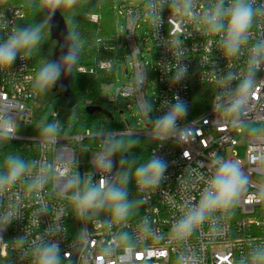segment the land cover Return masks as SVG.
Listing matches in <instances>:
<instances>
[{
    "label": "built area",
    "instance_id": "built-area-1",
    "mask_svg": "<svg viewBox=\"0 0 264 264\" xmlns=\"http://www.w3.org/2000/svg\"><path fill=\"white\" fill-rule=\"evenodd\" d=\"M218 2L191 0L187 9L186 0H145L118 9L115 5L123 19L121 33L132 71L124 68L128 82L109 101L118 112L119 101L128 110L136 108L141 131L123 122L121 131L46 138L19 135L20 126L32 121L39 99L35 71L24 50L12 64L0 66V138L38 144L32 165L14 183L0 187V264H39L40 249L52 244L59 247V264H252L253 251L264 248V183L256 179L264 177V133L249 139L245 163L228 152L238 145L243 125L264 123V63L253 76L247 112L238 116L230 110V101L248 75L250 49L264 41V0H251L256 15L247 42L232 57L222 48L223 33L209 32L204 21ZM231 2L224 0L223 7ZM24 17L23 7L0 0V44L21 30ZM140 26L147 30L142 42ZM119 31L120 27L115 49L123 41ZM147 43L155 50L150 70L156 74V94L151 104L143 58ZM113 66L100 63L105 70ZM182 68L187 71L181 73ZM177 98L187 111L160 139L156 122ZM123 136L154 141L150 159L164 160L166 172L155 187L142 190L136 183L139 206L126 220L114 221L107 207L80 216L72 199L77 192L101 180L117 184L121 166L116 153L107 170L97 167L96 157ZM217 161L236 163L247 183L227 212L213 214L190 237L176 239L172 225L199 203ZM37 177L43 178L42 187L33 186ZM124 234L127 240L121 239Z\"/></svg>",
    "mask_w": 264,
    "mask_h": 264
},
{
    "label": "clouds",
    "instance_id": "clouds-1",
    "mask_svg": "<svg viewBox=\"0 0 264 264\" xmlns=\"http://www.w3.org/2000/svg\"><path fill=\"white\" fill-rule=\"evenodd\" d=\"M60 0H51L53 6H58ZM224 0H219L214 9L205 13L204 21L211 33L220 34L221 45L225 54L229 57L236 56L242 46L247 42L249 29L252 26L256 11L252 7L251 0H232L227 8L223 7ZM191 4L186 0L185 8ZM41 40L40 27L26 28L15 32L5 43L0 44V66L12 64L21 50L30 52ZM75 51L67 53L65 61H72ZM264 63V41H260L250 49L248 60V75L234 90V97L230 101V110L238 116L247 112L248 93L253 85V76L261 64ZM61 67L58 62L44 65L38 73L36 84L45 89L54 85L61 75ZM181 73L186 72L182 68ZM180 76H177L179 79ZM231 78V77H230ZM187 111L186 105L177 98L173 107L161 116L156 122L157 135L160 139L165 137L170 130L176 128V122ZM57 131L55 123L49 124L44 134L52 135ZM134 143V142H133ZM119 148L118 142H110L106 150L96 157V165L102 169H111L112 154ZM218 167L214 175L207 181L200 194L199 203L188 207L184 214L172 225L171 232L178 240H184L199 229L209 218L217 212H227L236 202L247 178L236 163L231 161H217ZM9 172L6 176H0V187L14 183L25 171L26 164L18 158H9ZM167 170V163L159 157H153L135 170L137 185L143 190L155 187ZM128 173L119 176V185L109 184L101 180L98 185L88 187L84 192H77L73 197L76 210L80 216H84L89 210H99L105 207L111 210L114 221L126 220L132 205L128 201L126 185ZM44 180L37 177L33 186L42 187ZM127 240V234L121 236ZM181 257V261H183ZM252 264H264V248L254 250L251 255ZM39 264H59L58 245H46L40 249Z\"/></svg>",
    "mask_w": 264,
    "mask_h": 264
},
{
    "label": "trees",
    "instance_id": "trees-1",
    "mask_svg": "<svg viewBox=\"0 0 264 264\" xmlns=\"http://www.w3.org/2000/svg\"><path fill=\"white\" fill-rule=\"evenodd\" d=\"M7 3L24 5L25 17L21 30L40 27L41 40L24 53L35 71L36 79L41 68L53 62L57 42L51 39L50 27L44 0H5ZM117 0H60L57 9L64 17L68 31L79 50V58L73 68V82L67 97H60L52 91L54 85L39 89V99L35 104L32 121L20 126L18 134L29 138L80 135L86 132L102 133L123 130L121 113L104 96L103 88L115 81V67L101 69V62H114L117 44L116 10ZM97 16L96 21L86 18ZM54 45V48H53ZM84 68V72L80 71ZM60 79V77H59ZM58 79V80H59ZM99 107L111 117L100 112L88 113V108ZM206 106L199 109L202 111ZM55 123V134L46 135L43 130ZM119 148L115 151L120 161V174L128 173V201L131 209L138 208L139 200L135 192V170L150 160L155 142L141 137H119ZM134 142V143H133ZM38 155V144L22 143L0 138V176L9 172V158L23 160L26 168ZM25 168V169H26ZM120 176V175H119ZM120 181L118 178L117 185Z\"/></svg>",
    "mask_w": 264,
    "mask_h": 264
},
{
    "label": "rangeland",
    "instance_id": "rangeland-1",
    "mask_svg": "<svg viewBox=\"0 0 264 264\" xmlns=\"http://www.w3.org/2000/svg\"><path fill=\"white\" fill-rule=\"evenodd\" d=\"M144 1L145 0H117L115 2V5H116V8L118 9L120 5L124 3L139 6L143 4ZM14 4L24 8V5L22 4H19V3H14ZM86 18H88L90 21L97 20V16L95 15H88ZM122 25H123V19L122 17L118 16L116 13V29L120 27V31L118 32V34L123 36V41L118 43L116 57L114 58L115 81L110 85L108 84L104 86L103 88L104 96L107 98H112L115 95V92L117 91V89L123 84L128 82V76L124 75V68L127 67L129 72L132 71V68L130 65L131 60L126 51L127 50L126 38L121 33ZM137 34H138V38H140V42L144 41L147 37L146 28L140 26L137 29ZM141 46H142V43H141ZM53 48H54V45H53ZM143 58L145 59V62H147V67L149 70L146 96H147L149 104H151L152 99L156 94V87H155L156 86V74L153 70H150V67L155 62V50L150 43H147L145 46ZM118 109L120 112H123V114L121 115L123 122L125 123L128 122L129 126L133 128L135 131H141L143 129V124H142L143 122L136 108L128 110L126 109L124 102L119 101ZM239 131L240 132H239L238 145L235 146L233 149H231L228 152V155L233 157L235 160L240 161L243 164L245 163L246 158H247L246 152H247L249 139L252 137L260 136L264 133V123L263 122L247 123L243 125ZM256 179L260 181L261 183H264V177L256 178Z\"/></svg>",
    "mask_w": 264,
    "mask_h": 264
},
{
    "label": "water",
    "instance_id": "water-1",
    "mask_svg": "<svg viewBox=\"0 0 264 264\" xmlns=\"http://www.w3.org/2000/svg\"><path fill=\"white\" fill-rule=\"evenodd\" d=\"M44 2L50 27L51 39L57 42L53 62L55 61L60 63V67L62 69L60 79L55 82L52 91L54 93H58L60 97H67L70 92V85L73 82V68L80 53L68 31L65 19L58 11L57 6H53L51 0H44ZM73 50L75 51L74 60L65 61V55ZM87 111L89 114L100 112L108 117H111L107 111L99 107H90Z\"/></svg>",
    "mask_w": 264,
    "mask_h": 264
}]
</instances>
